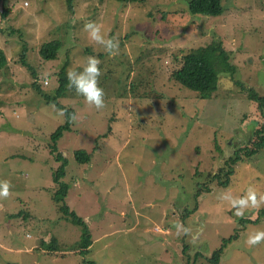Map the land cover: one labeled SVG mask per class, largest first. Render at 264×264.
Segmentation results:
<instances>
[{"label": "rangeland", "instance_id": "rangeland-1", "mask_svg": "<svg viewBox=\"0 0 264 264\" xmlns=\"http://www.w3.org/2000/svg\"><path fill=\"white\" fill-rule=\"evenodd\" d=\"M223 4L221 16L205 17L191 15L186 0H74L73 12L64 0H0V48L9 61L0 74V179L13 185L0 199V264H208L241 219L264 212L249 208L237 217L219 199L250 185L264 192V149L240 159L229 187L211 181L264 122L244 92L264 98V0ZM88 21L119 39V55L90 40ZM54 40L62 44L57 58L41 59L40 46ZM216 41L231 53L236 75L222 77L218 94L202 101L170 75L183 54ZM24 48L35 79L22 66ZM86 56L101 60L105 107H90L69 88L59 104L77 119L56 142L68 162L66 204L92 235L83 258L82 228L61 219L52 201L58 164L49 146L64 117L33 83L53 98L60 69L80 70ZM80 150L89 164L76 161ZM176 222L202 229L199 239L177 235ZM242 228L220 264H264V243H244L249 232L264 230V217Z\"/></svg>", "mask_w": 264, "mask_h": 264}, {"label": "trees", "instance_id": "trees-1", "mask_svg": "<svg viewBox=\"0 0 264 264\" xmlns=\"http://www.w3.org/2000/svg\"><path fill=\"white\" fill-rule=\"evenodd\" d=\"M68 5V9L73 12L74 0H64ZM115 2H121L124 4L132 3H144L147 0H113ZM188 3V11L193 16H205V17H217L221 16L225 12V6L223 0H186ZM1 31V30H0ZM60 41H50L44 43L39 48V56L43 60H54L57 58V54L61 49ZM26 48L23 50L22 66L27 67L33 74V69L28 67L25 61ZM178 60V59H177ZM9 61L3 49L0 48V74L8 70ZM178 68L173 70L170 75L171 81L180 85L181 87L195 93L202 101L212 100L219 92L220 82L222 77H228L233 79L236 75V69L231 63V53L228 52L223 43L220 41L213 42L207 46H202L194 50H189L183 54L177 62ZM67 68L68 63L64 65L57 75L58 89L53 98L44 95L36 83H33V89L36 91L44 103L49 106L52 103L56 104L58 109L64 110L67 114H75L72 109L63 107L59 104V100L64 98L68 92L67 81ZM240 86L239 83H235ZM74 90V89H72ZM75 91V90H74ZM244 91V90H243ZM246 93L247 100L256 106V110L264 118V98L259 97L252 91H244ZM73 122H68L64 117V123L59 126L51 135V144L49 151L58 168L53 172L52 179L54 184V190L52 191V201L57 207L58 213L61 215V219L70 221L72 224L82 228V240L80 243V254L83 258L89 253L92 246V235L86 224L74 211L69 209L66 204V198L69 193V186L62 182L64 176H66V169L68 166L67 158L56 150V142L60 139L64 132L70 131ZM264 149V122L261 127L255 129L253 132V139L244 148H239L232 153V156L228 161L224 163L223 169L219 170V173L213 175L211 181L217 183L220 187H229L231 177L234 175V169L240 159L243 157L251 159ZM242 153V156H241ZM76 161L79 164H89L91 161L90 155L83 150L77 151L74 154ZM202 183H199L200 186ZM206 192L210 189L206 186ZM200 194V192H198ZM196 195V198L199 197ZM264 217V212H260L259 216L255 219H241L239 221L240 230L247 224H256L261 218ZM239 229H236L234 233L228 239H224L222 246L216 250L210 259L208 264H220L224 251L231 242L235 241L239 237ZM52 247L50 250H55V240L52 239ZM84 264H92L84 261Z\"/></svg>", "mask_w": 264, "mask_h": 264}, {"label": "clouds", "instance_id": "clouds-1", "mask_svg": "<svg viewBox=\"0 0 264 264\" xmlns=\"http://www.w3.org/2000/svg\"><path fill=\"white\" fill-rule=\"evenodd\" d=\"M83 31L88 34V37L94 43L103 47L104 51L110 57L119 55L120 42L116 37H107L102 33L101 26L95 21H88L83 26ZM101 60L96 56H86L83 58V63L80 70L69 69L66 76L68 87L74 89L76 94L84 98V102L96 110H101L105 107V92L99 86V78L102 75ZM54 112L60 117H65L68 122H74L77 117L75 114H67L64 110L58 109L55 103L49 105ZM12 183L8 179H0V199H7L12 193ZM220 200L226 201L231 209H234V215L243 218L245 211L249 208L259 209L264 206V192H258L254 186H249L243 195L234 197L230 190H224ZM177 235H190L192 242L195 243L199 239V234L202 229L193 232L191 228L184 227L180 222L174 224ZM244 243L249 246H257L264 243V230H254L249 232Z\"/></svg>", "mask_w": 264, "mask_h": 264}]
</instances>
